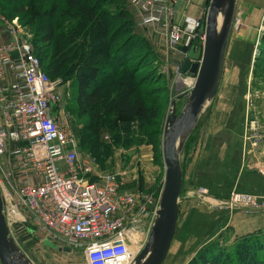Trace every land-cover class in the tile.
I'll return each instance as SVG.
<instances>
[{
    "label": "built area",
    "instance_id": "obj_1",
    "mask_svg": "<svg viewBox=\"0 0 264 264\" xmlns=\"http://www.w3.org/2000/svg\"><path fill=\"white\" fill-rule=\"evenodd\" d=\"M133 1L142 15L138 26L177 52L183 42L187 48L204 43L199 20L175 21L177 0ZM0 25V183L15 236L81 250L88 264H131L145 245L151 226L143 229L160 198L141 205L142 195L124 190L119 174H100L91 157L81 156L56 83L33 44L17 25L1 18ZM181 67L179 76L185 77ZM187 79L189 91L195 77ZM225 204L248 213L264 210V199L255 195H237Z\"/></svg>",
    "mask_w": 264,
    "mask_h": 264
},
{
    "label": "rangeland",
    "instance_id": "obj_2",
    "mask_svg": "<svg viewBox=\"0 0 264 264\" xmlns=\"http://www.w3.org/2000/svg\"><path fill=\"white\" fill-rule=\"evenodd\" d=\"M27 1L28 0H0V18L9 24L17 25L26 39L33 44V41L42 37L38 34L41 30L40 26L52 22V18L44 17L38 20L37 23H32L27 14L19 13V6L24 7ZM35 1L45 9L56 0ZM57 1L60 2L61 0ZM92 1H97V3L101 5H106L107 2L106 6L110 8L116 7L115 3L110 0H102V2L100 0ZM121 4L122 7L123 5H130L132 10L134 1L120 0V5ZM134 7L137 12V19L133 17L136 24L135 33L146 38L152 33L149 32L150 30L146 31V29L138 26V22L142 19V15L138 13L135 5ZM236 14L238 23L232 32V37L235 39L245 20L244 13L241 10H238ZM77 22L78 21L73 18L74 26H77ZM263 27L264 21L260 25V28L256 30V33H258L257 38L259 39L257 43L251 45L252 48L250 51L242 49L238 52L236 50L235 41L232 40L230 42L225 68L226 72L222 79L220 91L216 99L217 101H225L226 93L233 87L235 88L234 92H236V95H234L238 98L236 99L234 97L232 103H234V101H239L240 97L249 104L255 105L256 103L259 104L264 102V58H262L261 54V51L264 49V43L262 41L264 35ZM85 29L86 26L80 27L82 34L78 39L86 35L84 34ZM155 35L157 36V34ZM147 41L150 44V41ZM41 45L45 47V61L49 63L52 47L50 45L47 47L43 43H41ZM168 45V50L165 48V50H167L165 54L160 52L155 45L152 46L155 58H153V60H146L144 68L142 67L141 69L142 73L151 71L156 78L159 77L160 79V77H163L161 78L160 84L161 87H164L162 91L157 89L158 85L156 83L146 85L143 88L156 90L155 94L149 97L150 102L155 105H158V103L164 105L163 110H161L159 117L154 123L140 121L132 124L115 126L113 120L108 119L105 112H101L102 118L99 123L101 126V133L99 136H95L91 114H81L77 103L79 84L78 73L77 70H75L76 67L69 66V73L65 77L54 78L52 73H50V77L56 83L57 92L60 96L63 117L72 124V129L77 138L81 156L91 157L97 167L96 171L100 174H119L125 182L124 190L139 192L142 195L141 205H145L148 200L155 203V201L160 198L165 183V165L162 145L168 110L171 102L188 90L187 87L183 86L185 82L181 80L177 72L178 64L175 60L178 59V52L170 43H168ZM33 46L35 45L33 44ZM139 51L140 53L142 52V50ZM77 54L82 55L83 53L78 52ZM235 54L241 56L236 57ZM139 58L140 60L142 59L140 56L136 57V59ZM181 63L179 65H181ZM189 77L194 76L186 75L184 79ZM108 91L109 90H106L105 92L108 93ZM182 105L183 103L180 102L178 108L181 109ZM250 108H256V111L258 110L259 112L262 110V108L258 109V107L254 106ZM256 111L251 110L250 114L245 115V117L249 115V118L246 122H243V125H245L244 127L240 126V116L236 115L234 118L236 120L238 119L239 130L242 129L243 134L241 136H243L244 139H250L249 143L252 147L255 145L256 149L259 150L263 148L264 144V122L261 118H258L259 116H256ZM208 117L207 115L203 118L200 127L197 129L192 141L186 148V161L192 158L197 152L202 151L203 145L201 135L204 132L205 125H207L206 122ZM256 169L264 173V165L258 166ZM204 185L202 184L196 187L195 195H205L204 199L206 200H199L198 197H196L197 200H193L190 205L185 203L182 207L178 231L176 232L166 264H188L193 258L199 255L206 244L215 241V239L221 235L216 233L221 230L227 220L229 221V215H232L235 210L244 212V210L240 208L232 209L225 204L231 198L237 195H255L259 197L260 200L264 199V196L242 191L231 192L225 199L216 198L212 196L208 186ZM205 190L207 191L206 194L204 193ZM209 198L214 200L213 203L207 201ZM152 220L154 221L153 217L148 218L147 227L143 229L145 233L149 232V228L153 224ZM231 235L230 232L225 238L228 244H234ZM16 237L22 242L23 247L29 252L37 264H88L87 258L81 250L75 249L72 250V252L58 251L42 246L38 241L29 240L26 234H22L21 237L16 234ZM223 241L220 240L221 244Z\"/></svg>",
    "mask_w": 264,
    "mask_h": 264
},
{
    "label": "trees",
    "instance_id": "obj_3",
    "mask_svg": "<svg viewBox=\"0 0 264 264\" xmlns=\"http://www.w3.org/2000/svg\"><path fill=\"white\" fill-rule=\"evenodd\" d=\"M110 1L116 7L92 0H56L45 9L35 0H28L24 7L19 6V13L27 14L32 23L44 17L52 18V22L40 26L38 34L42 37L33 41L35 53L48 75L52 73L54 78L67 76L69 66L77 68V103L81 114H91L95 136L101 133V112L119 126L140 121L154 123L164 108L163 104L150 102L149 97L156 90L143 89L154 83L158 90L164 89L160 86L163 77L159 79L151 71H141L146 60L155 58L152 46L135 33L136 24L129 6L122 7L120 0ZM73 18L78 21L77 26L73 25ZM82 26H86V35L78 39ZM41 43L52 47L49 63L45 61V47ZM261 54L264 58V49ZM139 56L141 60L136 59ZM228 233L230 228L206 244L188 264H264V228L237 237L234 244H228L225 239Z\"/></svg>",
    "mask_w": 264,
    "mask_h": 264
},
{
    "label": "crops",
    "instance_id": "obj_4",
    "mask_svg": "<svg viewBox=\"0 0 264 264\" xmlns=\"http://www.w3.org/2000/svg\"><path fill=\"white\" fill-rule=\"evenodd\" d=\"M209 4L210 0H177L174 6L175 21L183 23L184 17L188 16L196 18L200 21L201 25H203L206 21ZM129 10L132 12L133 17L136 18L137 12L135 7L132 6L131 10V6L129 5ZM238 10H241L244 13L245 20L240 32L236 35V39L231 35L230 42L232 40L235 41L236 50L238 52L242 49L250 51L252 48L251 45L257 43L259 39L257 38L258 33H256V30L260 28V25L264 21V0H238L237 11ZM137 11L141 15V11L138 8ZM144 29L149 31L145 27ZM149 32L152 34L146 37V39L150 41L151 46L155 45L160 52L165 54L169 46L166 39L156 36L154 31L150 30ZM199 42H196V44ZM165 48H167V50H165ZM190 48L191 47H186L185 42L179 45L178 59L175 60L178 65L181 62L183 65L185 54L189 52ZM235 55L236 57L241 56L237 54ZM226 64L227 57L225 68ZM225 68L222 79L226 72ZM177 72L179 73L178 70ZM186 75L188 74H185V77ZM186 82H189V79H186ZM234 90L235 88L233 87L228 90L226 93V102L216 100L219 94L218 91L215 100L206 110L198 127L193 133L194 137L203 118L208 115L209 117L206 122L207 125H205L204 132L201 135L203 145L202 151L197 152L192 157L193 159L189 158L186 161L185 148L183 155L184 187L180 204V214L184 204L187 203L190 205L193 200H197L196 197H198L199 200H206L201 196L195 195L196 187L202 184L208 186L212 196L221 199L227 198L228 195L234 191H242L264 196V173L261 170L256 169L258 166L264 165V144L263 148L259 150L256 149L255 145L252 147L249 143L250 139H244V137L241 136L243 134L242 129L239 130L238 119L236 120L234 118L236 115L240 116V126L244 127L245 125H243V122H246L249 118V115H247V117H245V115L250 114L251 110L256 111V108H250L251 106H254L258 107V109L262 108L263 111H256V116H259L258 118H261L264 122V102L259 104L256 103L255 105L251 103L249 104L248 102L246 103L243 101L240 97L239 101H234V103H232V100L236 95ZM235 98L237 99L238 97ZM207 201L213 203L214 200L209 198ZM217 203L220 204L219 202ZM151 207L153 208L154 206L152 205ZM229 216V221L225 219L227 220L226 224L216 234L219 235L227 228H230L231 236L235 241L239 236L264 228V210L252 213L235 210V212ZM166 263L167 262H165V264Z\"/></svg>",
    "mask_w": 264,
    "mask_h": 264
},
{
    "label": "water",
    "instance_id": "obj_5",
    "mask_svg": "<svg viewBox=\"0 0 264 264\" xmlns=\"http://www.w3.org/2000/svg\"><path fill=\"white\" fill-rule=\"evenodd\" d=\"M238 0H210L201 28L204 43L192 46L181 67L195 77L192 88L171 102L163 136L165 183L158 209L145 245L131 264H165L174 241L184 187L183 155L189 139L215 100L225 68ZM4 27L0 25V31ZM182 102V108L178 104ZM50 249L72 252L49 239ZM0 264H37L10 226L4 192L0 183Z\"/></svg>",
    "mask_w": 264,
    "mask_h": 264
},
{
    "label": "bare ground",
    "instance_id": "obj_6",
    "mask_svg": "<svg viewBox=\"0 0 264 264\" xmlns=\"http://www.w3.org/2000/svg\"><path fill=\"white\" fill-rule=\"evenodd\" d=\"M180 78H181L182 81H184L186 83V80L183 79L184 77L181 76ZM183 86H185V84Z\"/></svg>",
    "mask_w": 264,
    "mask_h": 264
}]
</instances>
